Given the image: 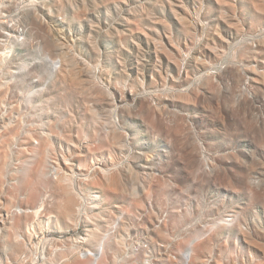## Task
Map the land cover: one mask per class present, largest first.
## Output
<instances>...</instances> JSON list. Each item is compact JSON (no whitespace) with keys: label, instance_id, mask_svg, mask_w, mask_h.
I'll list each match as a JSON object with an SVG mask.
<instances>
[{"label":"rangeland","instance_id":"rangeland-1","mask_svg":"<svg viewBox=\"0 0 264 264\" xmlns=\"http://www.w3.org/2000/svg\"><path fill=\"white\" fill-rule=\"evenodd\" d=\"M102 239L264 264V0H0V264Z\"/></svg>","mask_w":264,"mask_h":264},{"label":"bare ground","instance_id":"bare-ground-1","mask_svg":"<svg viewBox=\"0 0 264 264\" xmlns=\"http://www.w3.org/2000/svg\"><path fill=\"white\" fill-rule=\"evenodd\" d=\"M88 177H90V175L88 174ZM88 195L87 197L89 198H92L93 201H96L98 199L101 198V194L96 190L94 189V187L90 186L89 187V190H88ZM87 202V206L89 208H92L94 207V204L92 203V201H89V200H86ZM39 209H36V212H38ZM68 218L69 219H72L71 215L69 214L68 215ZM32 227V226H30ZM34 229V228H32ZM90 228H86V234L87 236H91V232H89ZM80 239V237H79ZM87 238L86 237H81V240H86ZM80 240V241H81ZM106 245L104 243V240L102 239L100 242L96 243L95 245H93L92 247L90 248H87L83 253L81 254L80 250H78L77 252L73 253L72 255H66V256H62V257H58L57 259H55V261L51 258V259H47L44 257V260H43V263L41 264H66L65 262H68L71 260V257L73 255H77L80 259H84V260H87L89 263L88 264H100L102 263L105 255H106ZM185 256H186V259L184 261V264H192V258H193V249L192 248H189L186 252H185ZM42 259V258H41ZM144 264V263H142Z\"/></svg>","mask_w":264,"mask_h":264},{"label":"built area","instance_id":"built-area-1","mask_svg":"<svg viewBox=\"0 0 264 264\" xmlns=\"http://www.w3.org/2000/svg\"><path fill=\"white\" fill-rule=\"evenodd\" d=\"M85 250H86V249L82 248V249L80 250L81 254L85 253V252H84ZM185 258H186V256H185ZM185 260H187V259H184V261H185ZM184 261H182L183 263H181V264H184ZM143 263H144V264H152L151 261H150L149 259H147V258H146V260L143 261Z\"/></svg>","mask_w":264,"mask_h":264}]
</instances>
